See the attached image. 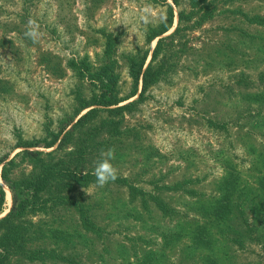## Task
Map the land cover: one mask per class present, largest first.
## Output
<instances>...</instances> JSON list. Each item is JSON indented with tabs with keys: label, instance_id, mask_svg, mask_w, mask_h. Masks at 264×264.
Returning a JSON list of instances; mask_svg holds the SVG:
<instances>
[{
	"label": "rangeland",
	"instance_id": "374dc122",
	"mask_svg": "<svg viewBox=\"0 0 264 264\" xmlns=\"http://www.w3.org/2000/svg\"><path fill=\"white\" fill-rule=\"evenodd\" d=\"M0 188V264H264V0H0Z\"/></svg>",
	"mask_w": 264,
	"mask_h": 264
},
{
	"label": "trees",
	"instance_id": "16d2710c",
	"mask_svg": "<svg viewBox=\"0 0 264 264\" xmlns=\"http://www.w3.org/2000/svg\"><path fill=\"white\" fill-rule=\"evenodd\" d=\"M166 31L167 30L156 33L152 38H150V40H153L154 38L162 36ZM160 46H161V41L158 42L152 59H154L155 56H157ZM107 53L110 54V45H108ZM145 64H146V59H142L139 62L132 61V64H131V73L135 81L139 82L140 80H142V91L140 93V99H143L149 87L158 81V77H157L158 75L156 72L152 71L151 65H149L145 69ZM98 75L100 76L99 78L102 81L108 82L112 86H116L117 76L113 71L112 62L106 63L102 67ZM115 104L112 101V97L107 96L106 92H104L101 96V101L97 105L105 107V108H109L111 106H114ZM85 117L86 116H84L82 119H84ZM55 144H56V141L55 143L53 142L46 147L52 148L54 147ZM54 174L55 173L53 169H51L48 175L40 178L37 182L29 186L36 187V192H38L44 188V186L49 182V180L52 178ZM2 178L6 183L9 182L6 167L3 168ZM12 188H13V185H12ZM14 199H15L14 208L5 218L0 220V251H3L6 254L14 253L13 250L17 248V245L19 241L21 240V233H22V230H21L22 221L21 220L25 216L28 205H29L28 198L20 200L17 196H15ZM4 201H5V192L2 190V188H0V213L3 209ZM4 257L5 256H3L0 252V261H2Z\"/></svg>",
	"mask_w": 264,
	"mask_h": 264
},
{
	"label": "clouds",
	"instance_id": "9594fccd",
	"mask_svg": "<svg viewBox=\"0 0 264 264\" xmlns=\"http://www.w3.org/2000/svg\"><path fill=\"white\" fill-rule=\"evenodd\" d=\"M145 22H148L147 16L143 17ZM37 26L35 21L28 22V31L25 32V36L35 41L39 33L36 30ZM100 159L96 162L93 175L96 178V186L103 188L110 182H114L118 178V170L111 163V160L114 159V150L108 149L107 151H102L100 153Z\"/></svg>",
	"mask_w": 264,
	"mask_h": 264
}]
</instances>
